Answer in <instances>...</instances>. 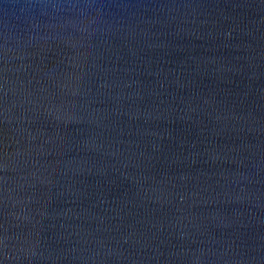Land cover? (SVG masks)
Segmentation results:
<instances>
[{
    "label": "water",
    "instance_id": "1",
    "mask_svg": "<svg viewBox=\"0 0 264 264\" xmlns=\"http://www.w3.org/2000/svg\"><path fill=\"white\" fill-rule=\"evenodd\" d=\"M0 3V264H264V0Z\"/></svg>",
    "mask_w": 264,
    "mask_h": 264
},
{
    "label": "clouds",
    "instance_id": "2",
    "mask_svg": "<svg viewBox=\"0 0 264 264\" xmlns=\"http://www.w3.org/2000/svg\"><path fill=\"white\" fill-rule=\"evenodd\" d=\"M3 0H0L2 3ZM70 0H15L14 3L5 5L4 15L18 18L36 17L48 15L55 18L58 14L65 13L71 9Z\"/></svg>",
    "mask_w": 264,
    "mask_h": 264
}]
</instances>
